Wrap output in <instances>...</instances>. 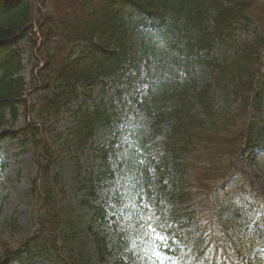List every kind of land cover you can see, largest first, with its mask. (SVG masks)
I'll use <instances>...</instances> for the list:
<instances>
[{"label":"trees","instance_id":"obj_1","mask_svg":"<svg viewBox=\"0 0 264 264\" xmlns=\"http://www.w3.org/2000/svg\"><path fill=\"white\" fill-rule=\"evenodd\" d=\"M27 1L15 0L10 10L0 13V127L7 123L4 120L5 110L10 112L11 122L16 120V106L23 101L21 95L24 91L22 77L15 76L22 68L20 51L33 48L37 41L29 28L31 17ZM49 1L43 0L42 4L46 5ZM63 1L68 6L76 2L78 9L73 12L72 8L65 13L55 14L49 5L38 22L42 36V51L40 49L39 51L43 66L39 68L34 81L39 79L43 89L41 93L43 97H38L37 102L40 116H45L48 110H55L60 104L69 103L78 85L88 89L99 77L116 71L121 61H129L137 70L135 75L140 73L142 64L147 68L150 87L143 97V102L140 103L143 106H147L148 100L151 102L153 99L171 100L180 89L192 85L193 66L196 62H201L212 69L220 68L219 74L218 72L212 74L213 84L228 83L227 80H231L229 83L235 82L237 85L235 98L237 95L242 101L237 114L221 110L210 112L213 97L209 96L208 101L201 104L206 114H202L200 120L190 113L192 106L183 116L174 115L172 131L169 134H162L163 157L172 160L177 179L170 180V185L162 183L159 190L168 200L167 206L172 217L195 224L203 207L188 195L189 179L197 170L206 172L204 178L212 176L215 161L222 159L213 147L217 137L224 135L240 137V125L248 117L245 110L248 97L253 87H257V82L263 79L258 80L262 73L260 49H264V46L262 42L253 43L242 48L229 61L221 63L208 57L202 58L200 51L213 49L212 41L215 37L221 36L228 44L230 40L222 31L235 30L243 23L253 24L249 15H243L241 12V7L247 3L251 6L253 0H226L224 4H220L223 0ZM93 2L96 8L88 7ZM115 6L116 10L111 11V7ZM237 15L241 16L236 19ZM168 30L178 34L176 41L168 42L165 35V31ZM65 36L68 38L65 39ZM53 37H62L65 44L80 42L79 45L88 50L87 56L82 60L66 58L57 65L55 54L49 50ZM192 56L195 58L192 59ZM180 70L184 74L183 77L178 74ZM57 77L61 78L65 86L56 85ZM181 79L184 80L180 81ZM209 84L212 85L208 83L202 89L206 95L210 88ZM136 99H138L136 96L134 98L130 96L133 103ZM150 116L156 119L162 117L160 120L162 121L165 119V112L160 110L153 112L152 108H144L140 113L142 121H148L147 117ZM110 117L107 116L108 120ZM94 121L95 119L92 120L93 123ZM35 123V121L26 123L17 131L1 129L0 137L15 136L19 132L25 141L30 138L37 146L40 128ZM257 123L260 128H257L254 134L264 137V117L258 119ZM185 124H189L186 131L176 135L178 131L174 130L181 129ZM159 126L161 123L156 125ZM139 138L140 145H143L140 132ZM256 138L248 141L242 151L264 147ZM35 145L33 147L36 153ZM163 177L164 175L159 179ZM151 180L148 179L146 184ZM234 264L247 263L240 260Z\"/></svg>","mask_w":264,"mask_h":264},{"label":"rangeland","instance_id":"obj_2","mask_svg":"<svg viewBox=\"0 0 264 264\" xmlns=\"http://www.w3.org/2000/svg\"><path fill=\"white\" fill-rule=\"evenodd\" d=\"M57 8L61 10L59 5ZM23 57L26 58V55L23 54ZM28 73V67L21 71V75L26 77ZM201 76L204 77V74H201ZM22 120L23 116L19 119V122H22ZM2 162L6 163V167L0 172V237L11 243H17L28 235L29 230L27 228L31 224L34 214L36 198L28 194V180L33 175L32 171L34 169L31 166L28 152L24 147H20L16 140L7 139L0 143V163ZM246 169L249 176L254 180L257 189L264 191L262 179L257 176V171L249 165H246ZM71 170V164L67 167L66 162H63L64 175L62 176V183L69 192V197L63 203L65 208L70 210L69 215L72 216L70 225L79 221H88L91 215L90 210L80 205L81 201L87 198L86 189L75 192L77 187L72 185L73 173ZM15 216L19 225L12 224ZM93 226L96 225L93 224ZM75 242L84 243L85 239H76ZM65 244L67 243H64L62 247H65ZM62 254L66 256L63 250ZM118 256L116 254L115 257L102 264H114ZM54 264L58 263L54 262ZM92 264L98 263L93 261Z\"/></svg>","mask_w":264,"mask_h":264},{"label":"snow or ice","instance_id":"obj_3","mask_svg":"<svg viewBox=\"0 0 264 264\" xmlns=\"http://www.w3.org/2000/svg\"><path fill=\"white\" fill-rule=\"evenodd\" d=\"M145 78L147 79V76ZM147 87L148 85L143 83L139 86H134L129 95L134 98ZM140 102L136 101L137 104ZM132 111L133 103L129 101L127 111L124 112L123 120L120 122L125 129L131 125L129 113ZM141 154L143 155V153ZM139 163L144 164V160H140ZM165 183L167 182L165 181ZM151 199L155 203V197L153 196ZM159 203L163 205L164 201L161 200ZM112 207L114 208V206ZM128 209H131V214L137 216L136 225L130 226V230L134 235H130L129 239L131 241L132 253L137 261H139V264H144V262H147V264H188L189 261H198V264H205V261L209 259L204 246L209 242L207 237L211 234V230L209 233H204L202 230L197 232L194 226L193 228L181 231L179 226L169 222L165 213L162 212L160 215H157V209L153 208L148 203V198L140 193H137L134 203H127L123 206L120 214L122 215ZM145 212L147 215H145ZM108 215L112 217L116 216L117 213L112 211ZM161 216L164 219H161ZM128 218L125 217V219ZM258 218L257 216L256 219ZM249 219L255 223L252 217H249ZM185 222L182 221V223ZM204 223L206 222H202L199 225L201 229ZM249 227H251V224H249ZM258 227L260 231H264V224H260ZM173 228L176 231H171ZM121 231H124V229L122 228ZM188 233H191V235ZM177 235L180 239L176 238ZM145 243L148 244L147 247H145ZM194 248L201 253L200 256L193 254ZM168 253L173 254L169 255ZM261 260L262 264H264V255H262Z\"/></svg>","mask_w":264,"mask_h":264}]
</instances>
